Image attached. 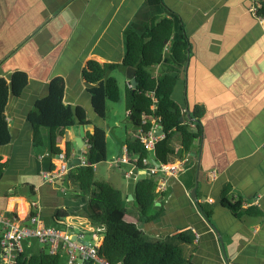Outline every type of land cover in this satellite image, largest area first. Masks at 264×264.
<instances>
[{
	"label": "crops",
	"instance_id": "1",
	"mask_svg": "<svg viewBox=\"0 0 264 264\" xmlns=\"http://www.w3.org/2000/svg\"><path fill=\"white\" fill-rule=\"evenodd\" d=\"M162 1L179 18H175L173 37L184 30L189 39L187 59L171 95L191 129L197 122L194 113L201 111V134L184 171L155 176H166L150 211L160 213L137 224L151 238L190 231L193 240L187 247L193 250L184 264H264V22L249 11L252 0ZM168 14L160 0H0V76L9 80L15 70H24L28 76L22 92H10L5 105L11 138L0 145L2 159L7 161L0 174V213L15 212L22 218L32 210L46 225L81 235L85 241L102 240L101 227L88 219L87 196L69 183L67 172L53 182L42 176L50 161L56 169L62 160L67 165L75 157L78 162L73 165L85 160L86 138L84 133L80 140V123L61 129L56 140L61 156L57 157L50 153L45 127L44 144L33 146L27 114L35 99L47 94L50 80L61 75L63 101L83 106L87 117L105 128L106 114L101 117L92 107L83 66L91 58L120 61L126 25L142 29L150 17ZM114 122L120 124L119 119ZM87 130L92 131L93 125L84 124ZM172 134L178 142V133ZM67 141L71 142L68 158ZM125 150L126 139L119 150L109 153L110 160L106 156L108 171L99 172L102 175L97 178H107L130 200L127 195L134 194V183L145 170L131 163L136 155L130 151V160H119ZM64 182L76 190L66 192ZM192 190L196 199L191 197ZM223 198L231 203L241 199L240 206L232 210ZM248 206L261 214L248 213ZM125 218L136 220L132 214ZM32 243L27 241L26 247ZM59 254L60 259L65 256L66 264L65 249Z\"/></svg>",
	"mask_w": 264,
	"mask_h": 264
},
{
	"label": "trees",
	"instance_id": "2",
	"mask_svg": "<svg viewBox=\"0 0 264 264\" xmlns=\"http://www.w3.org/2000/svg\"><path fill=\"white\" fill-rule=\"evenodd\" d=\"M160 4L168 11V15L150 17L142 29L131 24L124 27V53L120 61L101 62L91 58L81 71L82 77L90 83L88 91L97 115L104 117L107 102L117 101L123 96L128 117L136 131L138 128L146 131L155 122L161 124L163 135L155 142L153 154L137 136L126 138V149L138 156L135 164L139 168H144L141 165L142 159L149 156L156 163L185 158L189 165L192 159L189 157H193L194 145L201 134V111L194 113L197 122L196 127L191 129L188 122L180 119L182 110L171 95L180 67L187 59L189 39L184 30L179 37H173L175 18L178 16L162 0ZM260 8H264V1L260 3ZM127 65L135 68L137 85L133 88L129 80L125 81L122 94L118 80L111 72L118 67L125 69ZM156 65L161 67L157 71L153 69ZM27 80L24 70H15L9 80L0 76V145L9 142L11 138L5 114L8 95L10 92L19 95ZM63 92L64 79L57 75L50 80L47 94L35 99L33 108L27 114L32 124V144L35 148L44 144L42 128L45 127L48 130L50 153L56 154L61 152L56 145L61 129L77 122L93 125L92 131L85 132V162L70 167L67 179L87 196L90 223L101 227L103 238L98 246L99 255L109 264H184L193 250V246L187 247L193 240L190 231L180 230L165 238H151L137 224V220L155 219L160 213V210L148 211L156 197L162 193L156 191L157 178L147 171L141 174L134 183V197L130 200L125 199L120 188L111 181L97 178L94 167L106 160L105 129L87 117L83 106L72 107L65 103ZM172 132L178 133V142H174ZM70 152L71 142L67 141L66 158ZM6 165L7 161L0 154V174ZM54 165L50 161L49 170ZM222 202L235 210L240 206L241 199L231 203L223 198ZM246 211L261 214L255 206H248ZM33 212L30 210L28 214ZM125 214L134 215L136 220H127ZM60 216V212H57L56 217ZM1 250L0 244V253ZM10 264L61 263L60 254L49 252L46 245H43L35 253L20 251ZM83 264L101 263L85 260Z\"/></svg>",
	"mask_w": 264,
	"mask_h": 264
},
{
	"label": "built area",
	"instance_id": "3",
	"mask_svg": "<svg viewBox=\"0 0 264 264\" xmlns=\"http://www.w3.org/2000/svg\"><path fill=\"white\" fill-rule=\"evenodd\" d=\"M249 11L256 16L259 21L264 22V11L260 10L258 0H252L249 5ZM161 124L155 122L154 125L146 131L137 129L134 136H137L153 154L155 142L162 137L163 133H157ZM87 149V143H86ZM128 150L119 159L128 161ZM138 156L131 159L135 164ZM85 160H82L84 163ZM141 165L144 166L145 172L156 176L160 174H173L178 171H184L187 168L186 159H176L172 162L156 163L152 158L144 157ZM137 166V165H136ZM138 167V166H137ZM139 168V167H138ZM69 167L66 160H62L56 169L45 170L42 172L43 180L55 181L62 174L68 171ZM157 177L156 191L164 189L166 176ZM160 176V175H159ZM36 237L46 245L47 250L51 253H60L62 249L66 251V264H83L85 260H92L101 264H109L98 253V246L101 241H85L81 235L72 236L71 232L63 230L53 225L44 224L41 215L38 212L27 214L25 217H19L15 212L0 213V244L2 247L0 253V264H10L15 261L17 254L23 250L22 240L25 237ZM198 233L196 232V237ZM121 264V263H116Z\"/></svg>",
	"mask_w": 264,
	"mask_h": 264
},
{
	"label": "rangeland",
	"instance_id": "4",
	"mask_svg": "<svg viewBox=\"0 0 264 264\" xmlns=\"http://www.w3.org/2000/svg\"><path fill=\"white\" fill-rule=\"evenodd\" d=\"M111 74L116 76V78L118 80V84H119L120 89H121V92L123 94V89H124L125 81H126L125 74L123 71V67H119V68L114 69L111 72ZM108 102L109 103L107 104V109H106V113H105L106 117H104L107 119L108 123L106 124L104 129H105V132L107 131V133H106V156H107V159L110 160L111 156L109 153L111 151L119 150L120 143L122 141H124L127 136L135 134L136 129L133 126V124L128 120V117L126 115L123 96L117 101H108ZM115 119L120 120L119 125L114 124ZM121 139H122V141H121ZM130 156H133V154L130 153ZM106 162H108V161H103V162H100L98 164L99 166L97 168V172L95 173L96 177H99L100 175H102L99 172H106L107 173L108 163H106ZM114 164H116V163H114ZM121 164H123L125 166L126 163L125 164L121 163ZM113 168H115L117 170V172L121 175V179L125 180L126 177L123 175V173L119 172L118 167H113ZM63 186H64V188H66V192H69V193L76 190L75 188L71 187L70 185L68 186L67 182H64ZM19 188H21V189H19ZM16 189L18 192L23 191L22 187H17ZM78 192L81 193V191H78ZM133 204H134V202H133ZM151 210H152V208H150L148 211L150 212ZM27 241L33 242L32 243L33 246L31 248L26 247L25 243ZM22 245L24 246L25 252L35 253L38 251L39 247L42 244L40 241H38V238L29 236V237H25L22 240ZM60 263L65 264V256L61 257Z\"/></svg>",
	"mask_w": 264,
	"mask_h": 264
},
{
	"label": "water",
	"instance_id": "5",
	"mask_svg": "<svg viewBox=\"0 0 264 264\" xmlns=\"http://www.w3.org/2000/svg\"><path fill=\"white\" fill-rule=\"evenodd\" d=\"M125 74H126V77H127V79L130 81V83H131V86L133 87V88H135L136 87V85H137V80H136V77H135V68L133 67V66H131V65H127L126 67H125ZM180 119L182 120L183 119V116H180ZM80 125V127H81V131H80V140L82 141V136L84 135V124L83 123H80L79 124ZM157 131V133H163V129L162 128H159L158 130H156ZM77 140V139H76ZM77 144H79V148H80V146H81V143L79 142H77ZM77 152L79 153L80 152V149H78L77 150ZM56 156L57 157H60L61 156V153H57L56 154ZM75 162H78V158L77 157H75V158H73V160H69V162H68V167L70 168V167H72V165H73V163H75ZM64 179V176H62V180ZM134 197V194H132V193H129L128 195H127V198L128 199H132ZM191 197L193 198V199H196V195H195V193H194V190H192V192H191Z\"/></svg>",
	"mask_w": 264,
	"mask_h": 264
}]
</instances>
